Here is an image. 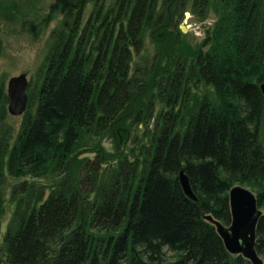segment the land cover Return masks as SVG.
I'll list each match as a JSON object with an SVG mask.
<instances>
[{"label": "trees", "instance_id": "16d2710c", "mask_svg": "<svg viewBox=\"0 0 264 264\" xmlns=\"http://www.w3.org/2000/svg\"><path fill=\"white\" fill-rule=\"evenodd\" d=\"M16 1L0 0V15ZM61 1L67 2L65 18L38 85L27 93L15 140L7 151L0 140V180L2 167L15 177L52 169L64 175L33 200L26 188L25 207L3 234L7 264H251L226 250L203 215L227 224V192L235 183L264 205V0H212L216 22L194 49L191 67L211 96L186 103V76L175 65L164 81L166 108L142 156L120 159L101 184L102 153L73 172L72 150L89 129L123 133L114 124L134 109L141 91L129 61L141 48L145 26H161L159 0H116L112 27L82 22L87 0ZM208 3L193 0L192 7L199 12ZM6 100L0 76V114ZM180 168L196 200L183 192ZM254 248L264 258V213L256 221Z\"/></svg>", "mask_w": 264, "mask_h": 264}, {"label": "rangeland", "instance_id": "374dc122", "mask_svg": "<svg viewBox=\"0 0 264 264\" xmlns=\"http://www.w3.org/2000/svg\"><path fill=\"white\" fill-rule=\"evenodd\" d=\"M192 1L170 0L166 4L158 1L156 13L162 20L159 24L161 26L157 29L145 26L142 31L141 48L137 52H132L129 61V74L137 80L136 89L141 91L137 94L139 95L137 102L132 106L134 109L128 110L114 124L116 127L119 126L123 133L95 132L92 129L81 132L72 150L75 159L71 166L73 172H76L81 164L88 163L98 150L103 155V162L97 171L96 183L101 184L110 180L120 159L132 160L135 157L140 159L150 141L154 123L159 120V114L166 108L168 86L164 88V81L169 70L175 65L179 67L182 77L186 76L184 88L181 90L186 103L195 104L197 98L211 96L210 86L194 79L191 67L192 53L206 38V30L210 29L202 22L214 19L215 13L212 0L200 9L201 12L192 7ZM113 2L115 0H87L81 9L82 20L90 11L94 13L98 4H101L104 10L109 9ZM162 6H165V9L167 7L164 14L160 12ZM65 7L61 0H17L16 8L12 7L11 12L0 15V76L3 79L4 91L7 78L19 72H25L27 78L26 95L31 89L36 88L46 54L54 44L56 32L65 18H63ZM90 21H93V17ZM173 49L176 52L170 56ZM175 54H178L177 58L172 59ZM6 102L0 114V140L5 143L7 151L22 124L23 112L18 115L9 114ZM53 170L37 175L25 174L24 177H15L2 167L0 264H7L2 238L7 226L15 224L17 217L15 211L23 210L25 207L27 191L29 198L33 200L38 191L44 196L55 189L56 182L64 172ZM24 178L25 186L20 189L19 185ZM26 188L29 190L26 191ZM259 208L263 214L264 205ZM166 255L169 258L170 252L166 251ZM262 259L264 261V258Z\"/></svg>", "mask_w": 264, "mask_h": 264}, {"label": "water", "instance_id": "95a60500", "mask_svg": "<svg viewBox=\"0 0 264 264\" xmlns=\"http://www.w3.org/2000/svg\"><path fill=\"white\" fill-rule=\"evenodd\" d=\"M26 85L25 72H19L7 78L5 93L6 110L9 114L18 115L23 112L27 100ZM259 89L264 94V81L259 82ZM177 179L185 195L196 200L197 197L182 168L177 171ZM227 193L230 213V220L227 224L221 223L210 214L203 216L214 224L215 230L228 252L241 254L251 264H264L263 259L254 248L255 225L258 217L262 214L256 203L255 194L248 187L239 183L232 184Z\"/></svg>", "mask_w": 264, "mask_h": 264}, {"label": "flooded vegetation", "instance_id": "af4514ba", "mask_svg": "<svg viewBox=\"0 0 264 264\" xmlns=\"http://www.w3.org/2000/svg\"><path fill=\"white\" fill-rule=\"evenodd\" d=\"M85 3L86 2H84V4ZM66 4H67V2H64V5H66ZM83 5H82V7H83ZM82 7H81V9H82ZM116 10H117L116 0H115V2H113V4L110 6L109 9L103 10L102 5L98 4L95 12L92 13L90 11L88 13L87 17L82 20V22H84L86 20H90L91 17H93V22H95L97 24V26H99V25L103 26V25H106L109 23V24H111V27H112V25L115 22ZM110 31H111V29H110Z\"/></svg>", "mask_w": 264, "mask_h": 264}, {"label": "clouds", "instance_id": "9594fccd", "mask_svg": "<svg viewBox=\"0 0 264 264\" xmlns=\"http://www.w3.org/2000/svg\"><path fill=\"white\" fill-rule=\"evenodd\" d=\"M215 22H216L215 19H208V20L203 21L202 24L206 26L207 28H211L214 26Z\"/></svg>", "mask_w": 264, "mask_h": 264}]
</instances>
